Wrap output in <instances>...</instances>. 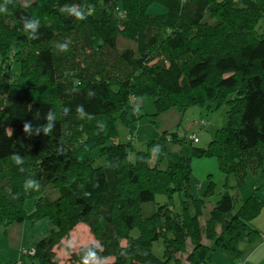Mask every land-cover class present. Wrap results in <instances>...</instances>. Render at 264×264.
<instances>
[{"label": "trees", "instance_id": "trees-1", "mask_svg": "<svg viewBox=\"0 0 264 264\" xmlns=\"http://www.w3.org/2000/svg\"><path fill=\"white\" fill-rule=\"evenodd\" d=\"M152 4L163 13L150 12ZM72 7L86 19L77 20ZM0 8L7 9L0 12L7 80L0 95V228L47 217L53 228L32 247L38 264H57L52 248L77 223L97 241L75 253L81 261L91 252L114 257L111 264H207L215 249L238 260L240 243L260 235L252 221L264 211V195L236 206L225 190L201 222L213 183L192 195L191 159L214 156L225 176L262 167L264 30L252 25L264 18V0H0ZM36 21L35 30L25 29ZM9 59L19 63L25 85L9 80ZM143 96L153 100L151 116L191 107L209 114L226 105L225 125L206 148L191 147L177 161L172 147L184 139L176 132L162 131L135 151V137L114 141L116 122L134 135L143 115L132 99ZM94 150L104 164L93 166ZM49 184L56 198L43 195ZM158 193L167 203L145 208ZM181 193L176 212L172 196ZM29 198L34 205L26 213ZM159 241L161 256L152 250Z\"/></svg>", "mask_w": 264, "mask_h": 264}, {"label": "rangeland", "instance_id": "rangeland-1", "mask_svg": "<svg viewBox=\"0 0 264 264\" xmlns=\"http://www.w3.org/2000/svg\"><path fill=\"white\" fill-rule=\"evenodd\" d=\"M22 5H28L34 0H17ZM163 7L159 5L152 4L150 7V12L152 13H163ZM254 32L260 33L264 30V18L258 20L255 24L252 25ZM10 54H13V50ZM161 58V57H159ZM157 58L150 61L148 64H152L156 61ZM164 64L166 65V59H163ZM9 67L6 71L9 72V80L15 81L18 84L25 85L26 79L20 76L19 63L9 59L7 61ZM0 66H2V57L0 55ZM5 66V65H4ZM4 72H0V95H1V86L6 80V77L1 76ZM133 106L137 107L138 114L143 116L139 118L138 123L136 124V136L135 141H133L132 146L135 151L144 150L146 143L152 139H157L159 136V129L162 127V123H167L166 127H170L171 132H176L178 138L184 139L179 145L172 147L171 159L177 161L179 157L189 156L191 154V147H196L199 149L206 148L209 141L214 137L215 131L225 125V112L227 110L226 105H222L220 109L216 112L206 114L202 111L201 116L204 120H208L209 124L206 127L202 125L196 126V121L199 120L197 109L199 107H191L190 112H187L186 115H183V119H180L173 125L174 112L178 111L175 108H171L173 111H169L164 115L161 114L158 116H151L154 113L153 100L150 96H143L137 99V104L133 103ZM201 109V108H200ZM188 110V109H187ZM168 111V110H167ZM183 113V112H181ZM188 120L193 123L192 130L187 125ZM168 130V131H170ZM116 131L117 136L114 138V141L125 142L127 139H134V135L129 134V129L123 126L119 121L116 122ZM197 133L198 141L192 143L188 139V134L190 132ZM92 156L94 157L93 166H99L105 163L103 156H98L97 150L92 151ZM153 162V161H152ZM166 161H163L161 166L165 167ZM264 169V161L262 167L251 170L250 168L246 169L244 175L241 177L237 174L230 173L227 176L223 175L218 167L217 158L214 156H203V157H192L191 159V174L190 180L192 183L191 193L194 197H199L207 188L209 181L213 183V187L206 196L203 197L204 207L203 213L200 216L199 220L202 222L207 215L211 207L216 203L221 194L227 190L230 195L234 197L235 205L239 203L252 193H256L259 196L264 195V174L261 171ZM53 185L49 184L43 190L44 196H50L51 198H56L57 193L53 191ZM184 200L183 193L174 194L172 196V204L174 211L179 212L181 209L180 202ZM168 199L163 194H156L154 196L153 202L145 204V208H150L151 206L156 207L157 205L167 203ZM34 200L32 198L26 199L23 204V209L26 213H30L33 209ZM235 206V208H236ZM264 217H262L263 219ZM264 220V219H263ZM253 221L252 224H254ZM53 228L52 222L47 217H42L34 221L25 220L21 224L12 223L6 228H0V264H14L18 261L21 264H38V262L31 258L35 253L28 256L22 255L21 250L30 249L31 246H34V243H37L41 238L47 236L49 231ZM24 235V238H23ZM32 235L33 238L30 236ZM131 237L137 236V231L133 229L130 232ZM23 241L21 242V240ZM264 239H261V241ZM259 238L256 239L254 243L243 241L240 243V249L242 251V256L238 260L232 259L229 255L215 249L207 264H241L245 256H248L252 248L261 242ZM126 241L124 239L120 240V245H125ZM89 244L97 245V241L94 236L90 233L88 226L85 223H77L65 236H63L60 241L52 248L54 256L57 260V264H83V261L77 260L74 258L75 253L81 248ZM188 249H191L189 246V240H187ZM152 250L157 256H161V242H155L152 245ZM181 256L184 260L185 254ZM21 260V261H19ZM114 261V257H102L99 258L95 256V260L91 261L90 264H111ZM17 263V264H18ZM251 264H264V247H261L256 252H254V258H251ZM186 264V263H185ZM246 264V263H245Z\"/></svg>", "mask_w": 264, "mask_h": 264}, {"label": "crops", "instance_id": "crops-1", "mask_svg": "<svg viewBox=\"0 0 264 264\" xmlns=\"http://www.w3.org/2000/svg\"><path fill=\"white\" fill-rule=\"evenodd\" d=\"M133 103H135V104H137V99H132V104ZM191 109H197V111H198V117H199V120L198 121H196V123H197V125L196 126H200V121L202 120V121H204V124L202 125L203 127H206V125H208L209 124V121L208 120H204L203 118H202V116H201V113H202V111H203V109H200V108H191ZM169 111H173V110H171V109H169L168 111H166V112H164V113H162L163 115L165 114V113H168ZM190 111H192V110H190V108L188 109V110H186L185 112H183V113H181V112H179V111H173L174 112V118H173V121L175 122L173 125H175L176 124V122L178 121V120H180V119H183V115L185 114L186 115V113L187 112H190ZM162 114H161V116H162ZM166 115V114H165ZM168 124L166 123H162V127L161 128H158L159 129V135H160V133L162 132V131H168V130H170V127L168 126V127H166ZM187 125L189 126V128H191L192 129V125H193V123L192 122H190V120H188V123H187ZM192 130H194V129H192ZM170 132H171V130H170ZM190 133H195L194 131L193 132H190ZM134 134H135V136H136V132H134ZM197 134V133H196ZM159 137V136H158ZM136 139H137V136L135 137ZM198 138V137H197ZM262 217H264V211L263 212H261L260 213V215H258L253 221H256V222H254V224H253V226L260 232V235H259V239H260V241H261V239H264V218L262 219ZM252 221V222H253ZM17 224H21V223H17ZM32 238H33V236L32 235H30ZM23 238H24V235H23ZM23 241V239L21 240V242ZM35 244V243H34ZM240 246V245H239ZM31 247H33V246H31ZM30 247V248H31ZM261 247H264V240H262L260 243H258V244H256L253 248H252V250H251V252L249 253V255L248 256H245L244 257V260H242V262H241V264H251L250 263V261H251V258L253 259L254 258V252H256L258 249H260ZM240 248V247H239ZM243 254V253H242ZM19 261H21V260H19ZM18 262V261H17ZM209 262V261H208ZM22 263V262H21ZM187 264V263H186Z\"/></svg>", "mask_w": 264, "mask_h": 264}, {"label": "clouds", "instance_id": "clouds-1", "mask_svg": "<svg viewBox=\"0 0 264 264\" xmlns=\"http://www.w3.org/2000/svg\"><path fill=\"white\" fill-rule=\"evenodd\" d=\"M61 12L65 11V9H60ZM68 11L74 15L76 17L77 20H84L86 19L85 15L80 11L78 10L76 7H72L71 9H68ZM0 12H7V9L6 8H0ZM92 12L90 11L89 12V15H91ZM39 21H36L35 23L33 22H26L24 27L25 29H32V30H35V28L37 27ZM69 42H66V43H63V44H59L58 47L60 48L61 51H67L68 50V47H69ZM67 111V110H65ZM78 111H80L78 109ZM25 130H27V126H25ZM45 131H48V129H46ZM15 159V162L17 164L21 163L20 159L19 158H14ZM33 182L32 181H29L28 184L26 185V187H30L32 186ZM36 189L38 190L39 189V185L37 184L36 185ZM95 260V256L93 253L89 252L87 254V256L83 259V264H90L91 261H94Z\"/></svg>", "mask_w": 264, "mask_h": 264}, {"label": "built area", "instance_id": "built-area-1", "mask_svg": "<svg viewBox=\"0 0 264 264\" xmlns=\"http://www.w3.org/2000/svg\"><path fill=\"white\" fill-rule=\"evenodd\" d=\"M200 125H203L204 124V121H200V123H199ZM188 138L193 142V143H195V142H197L198 141V138H197V134L196 133H190V134H188ZM34 253V248H30V249H28V250H25V249H22L21 250V254L22 255H28V256H31L32 254Z\"/></svg>", "mask_w": 264, "mask_h": 264}]
</instances>
